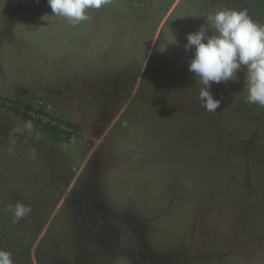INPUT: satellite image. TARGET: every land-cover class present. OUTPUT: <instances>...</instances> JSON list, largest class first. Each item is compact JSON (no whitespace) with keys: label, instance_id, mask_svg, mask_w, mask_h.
Segmentation results:
<instances>
[{"label":"rangeland","instance_id":"1","mask_svg":"<svg viewBox=\"0 0 264 264\" xmlns=\"http://www.w3.org/2000/svg\"><path fill=\"white\" fill-rule=\"evenodd\" d=\"M158 1L110 0L73 25L47 0H0V95L47 93L81 125L53 142L0 108V210L31 205L13 235L43 224L33 264L38 252L43 264H153L181 250L192 264H264V136L256 153L229 149L251 126L201 107L182 27L165 23L180 0L154 31ZM237 75L213 83L214 98L245 91Z\"/></svg>","mask_w":264,"mask_h":264},{"label":"trees","instance_id":"2","mask_svg":"<svg viewBox=\"0 0 264 264\" xmlns=\"http://www.w3.org/2000/svg\"><path fill=\"white\" fill-rule=\"evenodd\" d=\"M115 1L120 6H129L130 8H132L135 6H143L147 4L149 0ZM175 1L176 0H160L155 4V9L159 6L164 10L160 13L159 17L153 21V23H155L154 31L158 27L160 20L168 13L169 8ZM179 3L180 4L169 15L165 23L170 22L173 18L176 23H180L178 26H180V28L182 27V31L179 32L178 39L184 44L187 43L186 37L189 33L198 31L200 26L205 24L206 17L204 16L208 14H214L221 8H235L238 10L246 8L249 12V15L254 20L264 24V0H180ZM178 9L179 11H177ZM145 16L146 12L144 11L141 15L143 20H145ZM185 28H187V30H185ZM165 31L168 32L167 29H165ZM194 51V48L191 51H188L190 59L193 57ZM161 54L162 53L160 49V53H158L157 56L159 57L161 56ZM131 57L132 62H136V58L140 59V56H136L135 54H133ZM143 61L144 58H142V62ZM153 62L157 63L156 65H153L157 67L159 60L153 59L151 63ZM138 65L140 66V68L142 67L140 62ZM126 68L117 73L116 76L127 75L128 70ZM140 87L141 89H143V86ZM39 93L43 94L42 92ZM43 95L47 101L51 102L55 106L54 102H56V100L55 98H53V96L49 94ZM57 95L61 94L59 93ZM129 98L130 95H128V97L126 98L125 103L129 100ZM137 98L145 100L147 96L137 94ZM246 98V88L245 91H243V89H238V91L234 93L228 91L221 92L218 96V99L221 100V104L218 109L222 117L228 119L231 118L233 121H239L241 123L248 124L247 126H251V134L246 141L243 139H233V141L229 144L230 150H238L239 148H244L250 154V152L256 153L263 148L262 140L264 136V108L256 104H249ZM150 99L153 101L155 100L153 97H150ZM9 101L13 103L10 106H8ZM0 108L6 109L17 116H20L22 121L33 127L35 133L39 132L38 130H40L41 136L43 135L45 138H50L53 142L60 141L61 143L63 141L66 143V140L71 139V135L63 137L64 135L61 134L62 129L60 128V126L52 125L49 122L44 121L43 118L38 115L43 111L41 109H37V106L34 103V99L32 97H26L21 93L10 96L7 94H2L0 95ZM54 116H56V119L58 121L65 123L67 126L72 127L73 129H77L79 132V134L77 135L81 136V125L79 123L67 120L63 115L57 116L55 115V112ZM2 175L3 174H0V177ZM12 222L15 223L13 216L4 213L3 210H0V249L10 251L12 253L15 264H33L31 258V249L35 238L39 234L38 232H41L43 224L41 225V227L39 226L32 240H29L27 237L23 236V234H27L29 231L31 232V228L27 229L28 231H18V229L14 228L16 232L15 235H13L12 232H9V228L11 227L10 224H13ZM179 254L180 256L178 260L175 256L171 255H165L163 257L154 256L156 258L154 259L152 257V260L154 262L153 264H174L178 263L179 260H181V264H192L194 262V259H190V254L188 252L181 250ZM37 257L38 263L43 264V259L39 252L37 253ZM210 259L211 261H209ZM213 260L214 259L211 258L210 255L204 254L200 259V261H202L200 262V264H211ZM149 264L152 263L149 262Z\"/></svg>","mask_w":264,"mask_h":264},{"label":"clouds","instance_id":"3","mask_svg":"<svg viewBox=\"0 0 264 264\" xmlns=\"http://www.w3.org/2000/svg\"><path fill=\"white\" fill-rule=\"evenodd\" d=\"M109 2L47 0L52 16L64 18L73 25L87 21L89 9H100ZM204 17L205 24L198 31L189 33L184 45L186 51L195 49L189 71L201 86L198 97L201 107L216 112L221 100L214 98L210 91L212 84L238 80L237 74L245 70L247 102L264 108V24L254 20L246 8L225 7ZM55 115L59 116L56 112ZM31 212V205L18 201L13 208L14 222L19 223ZM0 264H15L10 251L0 249Z\"/></svg>","mask_w":264,"mask_h":264},{"label":"built area","instance_id":"4","mask_svg":"<svg viewBox=\"0 0 264 264\" xmlns=\"http://www.w3.org/2000/svg\"><path fill=\"white\" fill-rule=\"evenodd\" d=\"M34 99V103L37 106V109H41L43 112L39 113L38 115L41 116L43 118L44 121L49 122L52 125H58L60 126V128L62 129L61 134L65 136H69L71 135V139L72 138H76V137H80L79 132L77 129H73L72 127L67 126L65 123L60 122L56 119V116H54L53 113V105L51 102L47 101L44 97L43 94L38 93L37 95H35L34 97H32ZM13 103L9 101L8 106L12 105ZM47 112V114H46ZM45 114V115H44ZM68 138V137H67ZM68 140H66L67 143Z\"/></svg>","mask_w":264,"mask_h":264},{"label":"crops","instance_id":"5","mask_svg":"<svg viewBox=\"0 0 264 264\" xmlns=\"http://www.w3.org/2000/svg\"><path fill=\"white\" fill-rule=\"evenodd\" d=\"M55 94H57V92H55ZM55 100H56V105H58V103H57V99L55 98ZM53 110L55 111V107L53 108ZM67 111V108H62V111L60 112H56V113H58V115H64V113ZM71 113H70V108H69V115H70ZM65 116V115H64ZM66 117V116H65ZM67 119H69V120H71V121H73V119H70V118H68L67 117ZM76 123V122H75Z\"/></svg>","mask_w":264,"mask_h":264},{"label":"flooded vegetation","instance_id":"6","mask_svg":"<svg viewBox=\"0 0 264 264\" xmlns=\"http://www.w3.org/2000/svg\"><path fill=\"white\" fill-rule=\"evenodd\" d=\"M94 203V202H93ZM99 204L101 203V202H98ZM94 207H95V205H94Z\"/></svg>","mask_w":264,"mask_h":264}]
</instances>
